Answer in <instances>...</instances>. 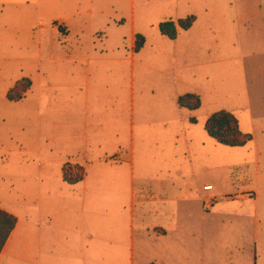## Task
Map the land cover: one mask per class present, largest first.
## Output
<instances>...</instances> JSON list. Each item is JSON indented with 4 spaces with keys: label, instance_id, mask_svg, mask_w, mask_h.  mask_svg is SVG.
Segmentation results:
<instances>
[{
    "label": "rangeland",
    "instance_id": "1",
    "mask_svg": "<svg viewBox=\"0 0 264 264\" xmlns=\"http://www.w3.org/2000/svg\"><path fill=\"white\" fill-rule=\"evenodd\" d=\"M190 16L196 22L188 31L179 28L176 40L160 33V23ZM69 17L82 20V38L88 47L99 45L100 60L117 63L126 71L125 79H134L137 127L130 157L137 176L146 178L148 199L139 214L148 224H159L165 210L169 223L176 215L183 228L169 236L198 238L199 251L210 246L215 264H257L256 238L262 228L255 215L256 135L258 121L264 123V0H40L33 46L52 45L55 23L74 22L66 21ZM137 34L146 44L135 54ZM18 52L14 43L0 51V77L19 71ZM119 79H124L121 74ZM186 94L198 95L201 108H181L178 98ZM160 109L173 121L178 139L172 124L162 127L158 116L153 117L157 124L139 127L141 114ZM223 110L253 136L245 147L222 146L207 134L208 117ZM29 151L0 147L2 190H11L17 181H35L37 167ZM206 185L212 190L205 191ZM177 187L182 195L176 199L169 190ZM197 194L213 200H198ZM139 198L144 199L140 190Z\"/></svg>",
    "mask_w": 264,
    "mask_h": 264
},
{
    "label": "crops",
    "instance_id": "2",
    "mask_svg": "<svg viewBox=\"0 0 264 264\" xmlns=\"http://www.w3.org/2000/svg\"><path fill=\"white\" fill-rule=\"evenodd\" d=\"M39 18L40 0H0V51L14 43L20 54L19 71L0 77V147L29 148L37 167L31 185L0 188V209L17 218L0 264H215L210 246L199 251L198 238L169 236L183 228L175 214L169 223L163 211L159 224L139 214L148 199L146 178L137 176L130 157L137 127L134 79H125L117 63L99 59V45H86L76 17L55 23L52 45L33 46ZM23 79L31 80V89L20 102L9 101L8 92ZM164 114L144 112L139 127L172 124L178 139ZM257 124L255 215L262 234L256 256L264 264V123ZM67 164L73 177L82 169L79 183L64 181ZM169 192L182 195L179 187Z\"/></svg>",
    "mask_w": 264,
    "mask_h": 264
},
{
    "label": "trees",
    "instance_id": "3",
    "mask_svg": "<svg viewBox=\"0 0 264 264\" xmlns=\"http://www.w3.org/2000/svg\"><path fill=\"white\" fill-rule=\"evenodd\" d=\"M195 22V16L181 19L178 22L169 20L160 23L159 31L163 36L170 40H176L179 36V28L188 31L193 27ZM145 44L146 38L141 34H137L135 36V53H140ZM31 87L32 82L29 79L18 81L8 92V100L11 102H20ZM178 105L181 108L195 111L201 108L202 100L198 95L186 94L178 99ZM205 130L209 137L214 139L217 143L230 148L245 147L251 140H253L252 135L245 134L241 131L240 122L237 117L231 112L224 110L214 113L207 120ZM72 169L71 165H65L63 178L68 184L74 185L82 180L83 173L82 169L78 167V173L76 177H73ZM16 225L17 218L0 209V255L15 230Z\"/></svg>",
    "mask_w": 264,
    "mask_h": 264
},
{
    "label": "built area",
    "instance_id": "4",
    "mask_svg": "<svg viewBox=\"0 0 264 264\" xmlns=\"http://www.w3.org/2000/svg\"><path fill=\"white\" fill-rule=\"evenodd\" d=\"M206 190H212V187H206Z\"/></svg>",
    "mask_w": 264,
    "mask_h": 264
}]
</instances>
